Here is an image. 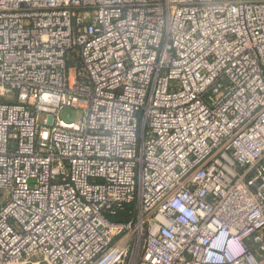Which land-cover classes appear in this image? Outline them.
Returning <instances> with one entry per match:
<instances>
[{"label": "built area", "instance_id": "built-area-1", "mask_svg": "<svg viewBox=\"0 0 264 264\" xmlns=\"http://www.w3.org/2000/svg\"><path fill=\"white\" fill-rule=\"evenodd\" d=\"M0 264H264V0H0Z\"/></svg>", "mask_w": 264, "mask_h": 264}, {"label": "rangeland", "instance_id": "rangeland-1", "mask_svg": "<svg viewBox=\"0 0 264 264\" xmlns=\"http://www.w3.org/2000/svg\"><path fill=\"white\" fill-rule=\"evenodd\" d=\"M82 113L78 109H66L62 112L61 116L66 121H75L78 120L81 117Z\"/></svg>", "mask_w": 264, "mask_h": 264}, {"label": "trees", "instance_id": "trees-1", "mask_svg": "<svg viewBox=\"0 0 264 264\" xmlns=\"http://www.w3.org/2000/svg\"><path fill=\"white\" fill-rule=\"evenodd\" d=\"M130 209L128 208L127 210H125V211H129ZM124 214V213H123Z\"/></svg>", "mask_w": 264, "mask_h": 264}]
</instances>
